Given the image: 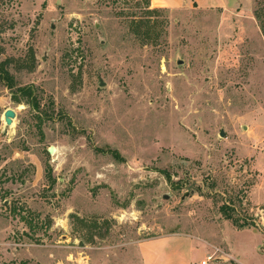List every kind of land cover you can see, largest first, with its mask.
<instances>
[{
    "label": "rangeland",
    "instance_id": "374dc122",
    "mask_svg": "<svg viewBox=\"0 0 264 264\" xmlns=\"http://www.w3.org/2000/svg\"><path fill=\"white\" fill-rule=\"evenodd\" d=\"M0 63V264H264V0H0Z\"/></svg>",
    "mask_w": 264,
    "mask_h": 264
},
{
    "label": "crops",
    "instance_id": "0c3cea01",
    "mask_svg": "<svg viewBox=\"0 0 264 264\" xmlns=\"http://www.w3.org/2000/svg\"><path fill=\"white\" fill-rule=\"evenodd\" d=\"M150 2L152 8L156 9H181L186 5L187 0H150ZM194 244L192 239L184 237H163L145 241L141 246L142 259L144 264H195L199 260L203 261L207 253H202L195 261L193 254L200 247L195 248ZM169 245H173L176 250L177 245L181 246L182 254L178 256L167 252Z\"/></svg>",
    "mask_w": 264,
    "mask_h": 264
},
{
    "label": "trees",
    "instance_id": "16d2710c",
    "mask_svg": "<svg viewBox=\"0 0 264 264\" xmlns=\"http://www.w3.org/2000/svg\"><path fill=\"white\" fill-rule=\"evenodd\" d=\"M0 77L5 80H9V87L13 86V78L10 76L9 72L4 68V65L2 63H0ZM21 91H23V94L27 97H32V91H30V89H21ZM228 219H233L231 216H226ZM248 223L242 224L241 227H245L247 226Z\"/></svg>",
    "mask_w": 264,
    "mask_h": 264
},
{
    "label": "water",
    "instance_id": "95a60500",
    "mask_svg": "<svg viewBox=\"0 0 264 264\" xmlns=\"http://www.w3.org/2000/svg\"><path fill=\"white\" fill-rule=\"evenodd\" d=\"M15 118H16V112L13 109H8V110L5 111L4 120H5V122H6V124L8 126H12V124L14 123ZM221 136H224V132L221 133ZM48 152H49V154L53 155L54 154V148L51 147L48 150Z\"/></svg>",
    "mask_w": 264,
    "mask_h": 264
},
{
    "label": "built area",
    "instance_id": "2783aa9c",
    "mask_svg": "<svg viewBox=\"0 0 264 264\" xmlns=\"http://www.w3.org/2000/svg\"><path fill=\"white\" fill-rule=\"evenodd\" d=\"M219 253L222 254L221 250L216 249L214 253L208 254L200 264H212V262H215L218 258H223L222 256L218 257Z\"/></svg>",
    "mask_w": 264,
    "mask_h": 264
},
{
    "label": "bare ground",
    "instance_id": "6f19581e",
    "mask_svg": "<svg viewBox=\"0 0 264 264\" xmlns=\"http://www.w3.org/2000/svg\"><path fill=\"white\" fill-rule=\"evenodd\" d=\"M13 125V124H12Z\"/></svg>",
    "mask_w": 264,
    "mask_h": 264
}]
</instances>
